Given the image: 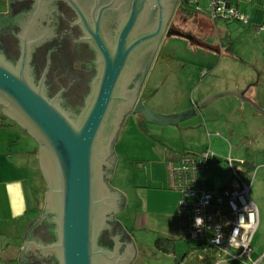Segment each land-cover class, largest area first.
<instances>
[{
	"label": "water",
	"instance_id": "obj_1",
	"mask_svg": "<svg viewBox=\"0 0 264 264\" xmlns=\"http://www.w3.org/2000/svg\"><path fill=\"white\" fill-rule=\"evenodd\" d=\"M69 2L94 40L101 59L94 89L75 117L50 99L43 85H35L28 74L31 53L28 33L22 39L18 66L0 52V110L38 142V159L47 183L44 209L39 218L30 222L19 258L24 264L28 257L36 258L37 247H46L56 250L59 264H130L137 255V248L122 225L115 251L97 243L102 227L110 226L108 214L111 212L115 218L127 203L126 193L110 183L117 158L114 145L127 115L140 116L143 121L155 125L182 129L192 127L190 120L228 96L239 98L241 107L250 103L263 120L264 104L247 95L255 83L244 89H222L190 103L184 101L183 109L170 113L159 112L147 105L151 95L131 101L122 94L134 68L154 56L165 36L189 37L181 30L168 29L175 27L171 23L179 0H132L113 46H109L104 37L103 18L107 11L120 9L123 4L102 6L92 25L77 1ZM11 4L12 0H8V6ZM184 21L188 20L185 18ZM211 37L215 34H208L200 46L216 52ZM49 212L55 213L57 241L44 246L30 235Z\"/></svg>",
	"mask_w": 264,
	"mask_h": 264
},
{
	"label": "rangeland",
	"instance_id": "obj_2",
	"mask_svg": "<svg viewBox=\"0 0 264 264\" xmlns=\"http://www.w3.org/2000/svg\"><path fill=\"white\" fill-rule=\"evenodd\" d=\"M209 1L200 0L201 7L208 8ZM180 3L181 5L178 6L172 20V26L195 27V20L190 18L187 19L189 22L177 21L181 11L186 17L189 16L188 14L195 16L197 13L193 3H187L184 0ZM229 25L232 26L234 35L241 28L237 20ZM198 32L199 36L205 39L209 34L204 27H198ZM211 38L218 44V36L215 35ZM239 40L236 41L237 51L242 50L239 48V43L242 40ZM163 44L164 56L171 61L169 66H164L168 71V77L158 93L147 103L159 112L170 113L167 111L180 110L184 101L190 103L191 100H200L202 97L210 95L208 93L212 90L218 89L219 91L224 88L226 90L228 86H233L237 82L245 84L244 88L253 82H258L261 69H252L258 64L252 63V61L246 63L243 61L246 59L245 57L239 59L241 62L238 64L237 62L229 64L226 59H223V64H217L214 61L210 67L212 71L207 73L208 70L203 72L204 65L202 63L204 57H208L206 51L189 38L169 35L164 38ZM245 49L242 51V56L246 53L247 47ZM221 54V51H218V55L221 56ZM218 66L222 68L220 72L215 71ZM253 78L254 81H251ZM231 88L236 89V87ZM252 89L250 91H254V95L259 92L256 101L263 99L264 77L262 82ZM241 106V100L235 96L222 98L208 106L202 115L190 120L189 123L192 127H183L182 129L170 125H155L139 120L138 116L133 114L127 117L114 145L117 158L110 183L127 195V207L119 211L117 219H120L134 234L138 254L132 264H188L189 260L196 262L194 256L199 251L195 249L197 248L196 242L186 235L175 240V243L170 245V250L166 251L156 245L157 232L142 228L133 230L135 213L142 207L144 191L160 189L163 192L165 190L161 185H147L151 176L150 167L152 166H149L151 162H163L170 158L178 159L186 152L200 153L211 148L216 157L206 167L207 187L216 188L217 182L221 178L226 183L230 181L233 172L229 161L231 156L235 166L244 162L245 169L241 170L240 174L246 181L252 182L250 192L253 199L257 203L264 201V120L250 103ZM257 168V174L253 179V172ZM40 172L42 173L41 167ZM38 178L40 179V173ZM138 185H147L151 189L138 192ZM39 188L41 189L40 200L41 203L44 202L45 206L46 180L44 183H40ZM169 190L179 199L178 192ZM165 245L167 244L165 243ZM3 259V264L10 260H5L4 257Z\"/></svg>",
	"mask_w": 264,
	"mask_h": 264
},
{
	"label": "flooded vegetation",
	"instance_id": "obj_3",
	"mask_svg": "<svg viewBox=\"0 0 264 264\" xmlns=\"http://www.w3.org/2000/svg\"><path fill=\"white\" fill-rule=\"evenodd\" d=\"M76 1L92 25L102 6L114 3L117 7L123 4L120 9L107 11L103 18L106 25L103 27L104 37L109 46L116 44L117 32L132 0ZM0 13V52L10 63L18 66L22 39L28 33L31 43L28 74L35 85H43L50 99L75 117L85 106L101 69L94 40L81 23L76 9L69 0H12V4ZM169 28L183 31L198 46L205 41L199 36L198 27ZM204 28L209 34L221 37L220 31L214 27ZM163 43L164 40L154 56L137 65L130 79H127L122 95L131 101H137L141 96L151 95L152 98L165 84L168 71L164 66H169L171 61L164 56ZM138 118L142 120L140 116ZM111 214L107 216L111 221L110 226L105 224L102 227L97 243L100 247L115 251L121 224L118 216L113 218ZM56 228L55 213L49 212L38 222L30 238L40 245H52L57 241ZM35 254V259L28 257L24 264H59L54 249L37 247Z\"/></svg>",
	"mask_w": 264,
	"mask_h": 264
},
{
	"label": "crops",
	"instance_id": "obj_4",
	"mask_svg": "<svg viewBox=\"0 0 264 264\" xmlns=\"http://www.w3.org/2000/svg\"><path fill=\"white\" fill-rule=\"evenodd\" d=\"M230 1L237 5L238 10L246 16V20L236 19L241 28L235 35L231 29L232 26L229 25L235 20H226L220 17L213 20L211 14L206 10L207 8H203V11L196 9L197 13L195 16L190 14L188 17L184 16L181 11L182 15L180 14L177 17V21H184L185 18H190L195 20V27H214L220 31L221 38L218 37V44L212 40L214 41L212 47L217 51L212 52L209 49L203 48L208 56H203L205 58L202 60L204 65L203 72L208 70L207 73H210L212 71L210 67L214 61L217 64H223V59H226L229 64L236 62L238 64L241 62L239 59H244L243 57H245L246 59L243 61L246 63L252 61V63L258 64V66H254V68L250 66V68L254 70L261 69L258 75V82H253L257 86L262 82L264 77V0ZM198 3L200 5V0H198ZM7 5L8 0H0V12L6 10ZM237 40L240 41L239 48L242 49L241 51L236 50ZM242 46L247 47V51L243 56L242 51L246 49ZM218 51H221V56L218 55ZM221 69L218 66L215 71L220 72ZM254 78L251 81H254ZM231 87L244 89L245 84L237 82L233 86H228V89L232 90L233 88ZM252 87L249 89L247 95L256 100L259 92L256 91L257 94L254 95V91H250ZM217 91L218 89H215L208 94ZM257 102L264 104V98L257 99ZM169 160L165 159L163 162L159 161L157 163L151 162L149 165L152 167H150L151 176L147 185H161L165 189L163 192L160 189H152L148 192L144 191L151 189L147 185L137 186L138 192L144 191V199L142 207L135 213L133 230L142 228L157 232L158 238L156 239V245L158 241L163 242L164 240H173L175 243V240H178L179 237L183 238L185 235L182 233L178 216V196L169 190L170 188L167 183V162ZM257 171L258 168L255 169V175ZM39 173L40 179L38 178ZM41 182L44 183L45 180L43 173L40 172L38 163V142L21 125L3 114L0 110V255L2 259L4 257L5 260L10 259L8 261L22 263L19 257L25 246L26 230L30 222L39 218L44 209V202L42 201L41 203L39 196L41 190L39 185ZM224 183L226 182L221 178L217 182V186L220 187ZM255 203L259 210V225L253 239L252 259L259 260V264H264V201L260 203L255 201ZM118 220L137 248V243L134 241V234L128 230L129 228L120 219ZM195 249L199 250L194 256L196 262L189 260L187 261L188 264H215L214 261L217 264H247L245 261L228 258L223 252L218 253V251H213L205 246H197Z\"/></svg>",
	"mask_w": 264,
	"mask_h": 264
},
{
	"label": "built area",
	"instance_id": "obj_5",
	"mask_svg": "<svg viewBox=\"0 0 264 264\" xmlns=\"http://www.w3.org/2000/svg\"><path fill=\"white\" fill-rule=\"evenodd\" d=\"M184 1L193 3L197 10H204L196 3L197 0ZM206 10L213 18L246 20V16L230 0H211ZM215 157L214 151L208 148L200 153L186 152L178 159L167 162L168 187L179 193L178 216L182 233L194 240L198 247L205 246L218 253L223 252L228 258L247 264H259V260L252 259L259 210L250 195L251 183L240 174L245 169L244 162L235 166L230 156L233 170L230 181L220 187L209 188L205 171ZM233 229L238 230L230 244L229 237L233 236ZM2 261L0 255V264ZM214 263L217 264L216 261ZM5 264L19 263L7 261Z\"/></svg>",
	"mask_w": 264,
	"mask_h": 264
},
{
	"label": "trees",
	"instance_id": "obj_6",
	"mask_svg": "<svg viewBox=\"0 0 264 264\" xmlns=\"http://www.w3.org/2000/svg\"><path fill=\"white\" fill-rule=\"evenodd\" d=\"M158 244H157V246H159L160 248H163V249H165L166 251H169L170 250V245L171 244H173L174 243V241L172 240V241H163V242H160V241H158L157 242ZM165 243L167 244V245H165Z\"/></svg>",
	"mask_w": 264,
	"mask_h": 264
},
{
	"label": "clouds",
	"instance_id": "obj_7",
	"mask_svg": "<svg viewBox=\"0 0 264 264\" xmlns=\"http://www.w3.org/2000/svg\"><path fill=\"white\" fill-rule=\"evenodd\" d=\"M196 219H199V217H197ZM237 230H238V229H233V236H230V237H229V243H230V244L233 242V240H234V236H235ZM238 246H239V245H238Z\"/></svg>",
	"mask_w": 264,
	"mask_h": 264
}]
</instances>
